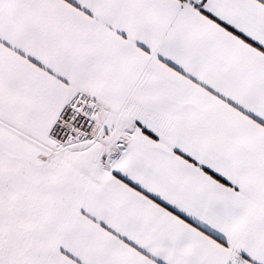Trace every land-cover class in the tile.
Here are the masks:
<instances>
[{
    "label": "snow or ice",
    "instance_id": "obj_1",
    "mask_svg": "<svg viewBox=\"0 0 264 264\" xmlns=\"http://www.w3.org/2000/svg\"><path fill=\"white\" fill-rule=\"evenodd\" d=\"M0 264H264V0H0Z\"/></svg>",
    "mask_w": 264,
    "mask_h": 264
}]
</instances>
